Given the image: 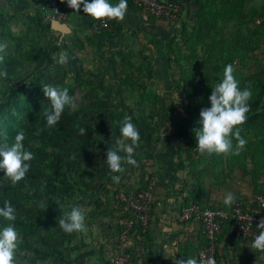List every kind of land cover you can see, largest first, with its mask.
I'll use <instances>...</instances> for the list:
<instances>
[{
  "label": "rangeland",
  "instance_id": "1",
  "mask_svg": "<svg viewBox=\"0 0 264 264\" xmlns=\"http://www.w3.org/2000/svg\"><path fill=\"white\" fill-rule=\"evenodd\" d=\"M193 5L189 18L175 23L174 30L155 28L150 47L142 40L115 42L104 32L65 36L56 31H64L65 24L55 21L51 25L40 1L0 0V43L7 45L0 70L8 73L7 78H0V143H10L15 132L23 131L34 148L41 146L39 139L27 137L25 127L34 134L48 128L44 112L51 105L43 94L44 84L66 87L74 98V104L65 107L71 129L81 121L94 130L91 146L78 150L71 144L68 148L63 179L57 182L58 188L67 187V191L40 193V186L28 179L19 181L25 196L34 194L24 202L25 221L0 217V228L11 223L18 233L15 264H73L90 259V243L82 231L62 245L59 254L53 253L42 238L57 237L59 219L73 206H81L86 217L99 213L105 202L117 201L120 192L153 183L155 194V187L160 180L165 182L168 172L178 176L188 199L206 206L223 205L227 192L245 198L264 190V119L237 126L246 143L237 149L233 135L228 153L197 152L192 131L199 127L201 108L210 107L211 86L222 79L229 63L239 87L251 90L248 102L260 97L264 104V34L246 30L240 22L214 24L212 16L207 21L203 16L206 12L198 15ZM61 52L68 55L67 64L53 59ZM102 114L118 124L115 133H102ZM125 116L131 117L140 133L133 156L137 163L125 162L122 173L101 175L87 155L101 145L114 147L121 138L120 122ZM95 166L110 170L103 162ZM39 169L44 175L51 173L47 166ZM113 175L120 176L118 183ZM8 184L12 183L0 170V196ZM112 225L120 229L118 219ZM86 252L88 256H84Z\"/></svg>",
  "mask_w": 264,
  "mask_h": 264
},
{
  "label": "crops",
  "instance_id": "2",
  "mask_svg": "<svg viewBox=\"0 0 264 264\" xmlns=\"http://www.w3.org/2000/svg\"><path fill=\"white\" fill-rule=\"evenodd\" d=\"M38 1H40V9L49 19L50 9L47 0ZM181 1L185 4L182 21L189 18L195 3L197 14L200 15L205 11L203 16L207 21L209 16H212L214 24L217 25L219 23L222 26L236 25L240 22L246 30L264 34V0ZM109 3L114 5L118 3V0H109ZM237 18L238 20H236ZM96 21L83 12V5H81L79 12L71 9L65 30L63 32L56 31L65 36L71 34L73 37L83 36L85 33L91 32H104L108 39L115 42L124 39L132 42L142 40L143 42L148 41V45L153 47L151 40L155 28L165 26L174 30L176 27L174 26L175 23L171 22V24L169 21L144 19L141 12L128 2L127 11L122 21L110 19L113 25L111 30H94L92 26ZM147 169L150 168L147 167ZM172 175H174L173 180ZM163 180L164 183H161L160 180V184L155 187L152 217L147 233L132 240L131 249L135 264H173L171 258L165 257L168 250H175L177 259L196 258L198 251L205 242L200 222H181L179 220L180 210L189 199L184 188L178 183V176L173 172H168V176ZM143 182L138 184L142 185ZM133 183L136 184V182ZM98 211L99 213H89L85 217V229L82 233L90 243L88 248L91 257L80 262L81 264H111L113 248L119 235L117 227H113V225L111 227V224L125 211L116 200L105 202ZM85 256H88L87 252ZM220 258L223 264H264V252L251 249V243L233 239L228 232L221 238ZM77 261H73V264H76Z\"/></svg>",
  "mask_w": 264,
  "mask_h": 264
},
{
  "label": "clouds",
  "instance_id": "3",
  "mask_svg": "<svg viewBox=\"0 0 264 264\" xmlns=\"http://www.w3.org/2000/svg\"><path fill=\"white\" fill-rule=\"evenodd\" d=\"M65 2V0H62ZM67 6L75 12H79L83 5V12L93 19L104 18L123 20L127 11V0H118V3L111 4L109 0H66ZM7 45L0 43V63L4 60ZM61 65L68 63V55L61 52L53 57ZM234 67L227 64L223 70L222 79L211 86L212 91L208 97L210 107H203L200 110L198 120L199 127L193 128L195 135L196 150L199 153L221 154L232 150V139L234 135L238 141L237 149L243 148L246 141L240 137L238 127L246 121V114L249 111L248 101L251 99V90L239 87V81L234 76ZM6 70H0V78H7ZM44 96L50 102L51 107L46 109V126L54 127L60 121L61 115L66 106L74 104V98L69 95L66 87L62 88L53 84L42 85ZM179 97L176 95V101ZM234 129L236 131L234 132ZM80 134L85 133L80 128ZM121 138L115 141L112 148H107L106 162L111 172L122 173L123 164L136 165L133 158L135 149L139 147L140 133L131 121V117L125 116L120 122L119 128ZM25 135L23 131L18 132L12 142L0 143V170L4 172L12 183L16 185L21 181L30 169V161L34 158L33 153L25 149ZM125 153V155H120ZM113 181L119 182L120 176L113 175ZM235 199L233 193L224 194L223 203L230 206ZM0 217L7 221H14L15 208L12 202L5 200L3 207H0ZM85 213L81 206L76 205L70 211H65L59 219V227L65 233L84 231ZM257 228L259 233L255 235L251 243V249L264 252V217H261ZM18 233L13 224L0 228V264H15L14 253L17 247ZM175 250H168L165 257L171 258L173 264H215L211 257H201L199 260L194 257L187 259L176 258Z\"/></svg>",
  "mask_w": 264,
  "mask_h": 264
},
{
  "label": "built area",
  "instance_id": "4",
  "mask_svg": "<svg viewBox=\"0 0 264 264\" xmlns=\"http://www.w3.org/2000/svg\"><path fill=\"white\" fill-rule=\"evenodd\" d=\"M135 6L144 19L163 20L172 23L181 21L185 4L181 0H127ZM50 9L49 21L68 24L71 8L66 0H47ZM93 29L111 30L113 25L108 18L97 20ZM118 203L125 213L118 218L119 235L113 248L111 264H135L131 249L132 240L144 236L149 228L153 205L154 184L118 194ZM264 217V190L253 192L246 198H235L230 206L203 205L189 199L179 213L181 222L198 221L201 224L205 243L198 251L197 259L211 257L215 264H223L220 258L221 238L229 232L233 239L252 243L259 233L257 224Z\"/></svg>",
  "mask_w": 264,
  "mask_h": 264
},
{
  "label": "trees",
  "instance_id": "5",
  "mask_svg": "<svg viewBox=\"0 0 264 264\" xmlns=\"http://www.w3.org/2000/svg\"><path fill=\"white\" fill-rule=\"evenodd\" d=\"M261 92L264 93V88ZM106 104V101L102 102V106H105ZM248 104L249 111L246 114V121L242 125H250L255 121H259V119H264V104H261L260 97L248 102ZM70 119L71 118L67 110L64 109L57 125L41 130L40 134H34L32 129L25 127V132L28 134V138H36L41 142V146L34 148L30 140L25 138L23 141L25 149L31 151L34 156V158L29 162L30 169L24 178L28 179L29 183L32 185H35L36 187L40 186V193H42L43 190H46L49 194H58L67 191V187L65 190L58 188L57 182H59V180L62 181L63 179V163L65 161V155L69 151L68 148L71 147V144H73V146L79 150L81 148L91 146L94 141V130L90 127V124L79 121L76 126L71 129ZM99 120L101 122L102 133L104 135H110L118 130V124L109 120L106 115H100ZM45 123L46 117L44 118V124ZM80 128L85 129V133L83 135L80 134ZM15 135L16 132L12 135V140H10V142L14 140ZM47 147H50L52 150L48 151ZM107 148H109V146L106 144L101 145L99 149L94 148L87 155L90 165H92L93 169L101 175L109 173L110 170L107 172V169L103 170L104 168L96 167L95 164L103 162L107 165ZM39 166H47L48 169L51 170V173L49 175H44L41 169H39ZM21 183H23V181ZM21 186L20 182L14 186L12 184H8L4 193L0 196V207H3L5 200L11 201L15 208V216L18 221H25L26 214H24V212L26 210L24 208V202L26 199H33L34 194L33 196H30V198L28 195L25 196V194H23L20 190ZM257 191H263V189H259ZM31 219L32 217L28 218V221ZM59 231L60 232L57 237L45 236L42 238L43 242L51 247L52 252L55 254H59V248L66 242L72 241L79 234V232H73L70 234L65 233L62 229ZM76 264L81 263L78 260Z\"/></svg>",
  "mask_w": 264,
  "mask_h": 264
},
{
  "label": "water",
  "instance_id": "6",
  "mask_svg": "<svg viewBox=\"0 0 264 264\" xmlns=\"http://www.w3.org/2000/svg\"><path fill=\"white\" fill-rule=\"evenodd\" d=\"M54 22H55V21H54ZM54 22H53V23H54ZM53 23H52V24H53ZM65 25H66V24H65ZM53 29H54V28H53ZM62 32H63V31H62Z\"/></svg>",
  "mask_w": 264,
  "mask_h": 264
}]
</instances>
